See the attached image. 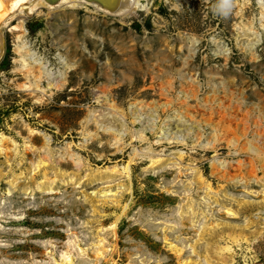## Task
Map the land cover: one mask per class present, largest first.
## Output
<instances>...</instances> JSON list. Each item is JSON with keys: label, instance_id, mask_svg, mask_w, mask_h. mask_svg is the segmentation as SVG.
I'll return each instance as SVG.
<instances>
[{"label": "rangeland", "instance_id": "rangeland-1", "mask_svg": "<svg viewBox=\"0 0 264 264\" xmlns=\"http://www.w3.org/2000/svg\"><path fill=\"white\" fill-rule=\"evenodd\" d=\"M148 1L150 13L125 22L93 5L32 14V50L55 72L63 69L59 54L77 62L66 86L42 101L21 89L33 75L15 63L18 20L3 29L0 264H264V152L246 146L232 155L208 124L205 102L214 94L229 112L247 113L251 128L264 125L258 2L241 16L243 0ZM187 77L198 96L186 91ZM153 108L156 123L185 143H155ZM108 127L123 134V151ZM143 130L163 160L140 155L128 175L120 167L133 147L145 151ZM208 141L218 154L204 148ZM223 162L234 166L225 177Z\"/></svg>", "mask_w": 264, "mask_h": 264}, {"label": "bare ground", "instance_id": "bare-ground-1", "mask_svg": "<svg viewBox=\"0 0 264 264\" xmlns=\"http://www.w3.org/2000/svg\"><path fill=\"white\" fill-rule=\"evenodd\" d=\"M4 1L6 2L5 8H1L2 5L0 1V57L1 55H3V50L5 48V37L3 34V29L5 27H8L11 24V22H13V20H18V24L14 25V27L11 28L13 31L18 32L17 33L18 35L16 36L17 42L15 44V51L18 57L15 58V63L19 65L18 69L25 71L30 76L33 75V78L30 79L29 84L24 83L21 86V89L30 92V94L32 95L41 93V96L37 97L38 101H42V97H44V95H46L48 92L53 94L54 91L63 89L69 81L68 79L69 73L77 67V62L76 60L75 61L69 60L67 56L62 55L63 53L59 54V58L61 60V63L63 64V69L59 68L60 70L58 69L59 71L55 72L52 67L50 68L49 63H47L45 60L39 57L37 53L32 50L26 38L28 34L26 24L28 18L32 14L37 13L38 15H42L44 13V8H47V10H49L47 13L48 16H51L54 10L57 11V9H61V10L73 9V13H74V9L76 8L78 9V7L80 6L82 7V5H93L96 11L103 12L106 15L119 16L121 20L125 22L127 18L136 16L138 15L139 12L145 11L146 13H150L152 6V3L149 2L148 0H115L112 7L105 6L97 2L95 3L89 2L87 0H59L55 4L48 3L46 0H4ZM257 2L260 8V12H259L260 18L257 19H259L260 24L262 25V27H264V0H257ZM175 4H176L175 6L177 7L178 6L177 3ZM236 4L238 3L236 2ZM249 4H250V0H243L242 6L239 8L237 14L243 16L245 7L249 6ZM245 27L247 29L253 30L254 20L249 23V26H245ZM63 45L65 46V44ZM160 55L165 56L164 58L167 59V56L164 55V52H162V54ZM168 61H171V59H169ZM35 68L37 69V72L34 71ZM149 71L153 74L157 73L156 71H154V69ZM187 79H190V81L189 84H187V87L189 88L186 91L188 93L190 91V93L193 96H198V88L195 86L197 85L196 82L192 80L191 77H187ZM43 81H46L47 83L46 86H43L42 84ZM168 84L171 86L173 82L169 81ZM100 91L101 92L98 95L99 97L105 96L106 99L109 98L110 95L107 92V90L101 89ZM205 102L209 104L208 109L211 110V113L208 115L207 119L206 118L205 119L207 120V122H209L208 124L213 125V127L215 128V130L214 128L213 130L216 134H218L217 135L218 137L219 136L221 138L225 137L228 140L229 143L228 147L232 155L237 156L240 154L239 152L245 151V149L248 147L249 149L255 152L256 151L264 152V150H262V148H260L259 145L260 143H263L262 146L264 147V125L262 122L254 120V126L251 128V124L249 123L250 122L249 115L247 113L239 114L237 112L238 110H233V112L232 111L229 112L228 109L230 108V106L226 105L223 100H220L214 94L212 95L211 99H206ZM112 105L115 104L113 103ZM230 109L232 110L233 107H231ZM153 111H155L154 108ZM95 112L91 116L92 119L94 120H95V115H94ZM155 112L156 114L154 115L155 118L153 117L154 118L153 120L157 121V118H159V114H157L158 113L157 111ZM97 121L98 120L96 119V122ZM156 121L153 122L150 128L148 129L156 138L155 143H158L161 146H165V144L172 145L177 143H185L184 138L179 139L176 133H167L164 126H162V124L161 125L157 124ZM106 130L110 131L114 135V139H115L114 145L117 148V150L123 151L127 146L125 145V139L123 137V134L119 133V131L117 132V129L113 127H108L106 128ZM143 132L144 130L141 132V134L138 137L141 141H145L148 144L145 151L139 153L137 148L133 147L129 162L120 167L128 175H130V163L132 161L134 162V160L140 155L149 158L152 164L159 163L163 160L161 159L160 153H155V150L153 148V142L150 141V138L146 134L144 135ZM31 133H33V130H31ZM251 134L253 136L252 139L249 138ZM5 139H7V137L3 135V133H0L1 144ZM46 141L47 143L45 144L44 147V152H45L44 154L47 157L49 155L48 146L50 144V138H47ZM212 142L213 141H208L207 144L204 145V148H212L214 152L218 154L217 145H215ZM257 142H259V144H257ZM13 143L15 142L13 141ZM201 146L203 147V145ZM66 151L69 155H71L73 159H77V161H80L81 158L79 155H75L71 153L69 149H67ZM178 154L180 155V157L183 156L182 151H179ZM240 164H242V161L238 159L237 168L239 167ZM253 164L254 163L252 162L251 163L252 168H253ZM220 167L221 168L219 169L218 173H221L222 177H225L226 174H229L230 172L229 168L234 166H232L230 163L223 162L222 166ZM118 168H119L118 165H115L112 167V171L116 172L118 171ZM257 177L256 174L253 172L252 178L256 179ZM237 181L241 182L244 181V179L243 177H239L237 178ZM228 212L231 213L230 210H228ZM116 225L117 224L114 223L113 227H116ZM235 241L238 242V240ZM224 250H230V247H225ZM226 258L223 257V260L226 261L227 260ZM70 260L67 262H70Z\"/></svg>", "mask_w": 264, "mask_h": 264}, {"label": "water", "instance_id": "water-1", "mask_svg": "<svg viewBox=\"0 0 264 264\" xmlns=\"http://www.w3.org/2000/svg\"><path fill=\"white\" fill-rule=\"evenodd\" d=\"M1 1V8H5L6 6V2L4 0H0ZM48 3H51V4H55L57 3L59 0H46ZM89 2H97V3H100L102 5H105V6H109V7H112L113 6V3L115 2V0H87ZM8 4V3H7Z\"/></svg>", "mask_w": 264, "mask_h": 264}]
</instances>
